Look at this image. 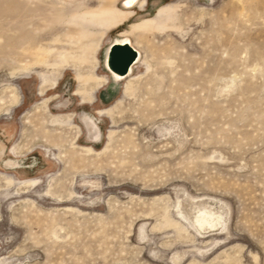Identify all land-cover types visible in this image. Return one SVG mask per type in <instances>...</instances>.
<instances>
[{
    "label": "rangeland",
    "instance_id": "1",
    "mask_svg": "<svg viewBox=\"0 0 264 264\" xmlns=\"http://www.w3.org/2000/svg\"><path fill=\"white\" fill-rule=\"evenodd\" d=\"M0 264H264V0H0Z\"/></svg>",
    "mask_w": 264,
    "mask_h": 264
},
{
    "label": "bare ground",
    "instance_id": "2",
    "mask_svg": "<svg viewBox=\"0 0 264 264\" xmlns=\"http://www.w3.org/2000/svg\"><path fill=\"white\" fill-rule=\"evenodd\" d=\"M135 55H136V57H135ZM133 57L135 58V61L137 59H139V53H138V50L135 48V46L130 44V48L128 49L127 47H125V45L116 44L110 49L109 69L110 70L112 69L113 71H119V72H121L122 70L127 71L129 69L128 64L131 62ZM87 127L89 129L90 134L94 137V139H97L98 137L100 138L101 129L97 123H93V122L89 121Z\"/></svg>",
    "mask_w": 264,
    "mask_h": 264
},
{
    "label": "flooded vegetation",
    "instance_id": "3",
    "mask_svg": "<svg viewBox=\"0 0 264 264\" xmlns=\"http://www.w3.org/2000/svg\"><path fill=\"white\" fill-rule=\"evenodd\" d=\"M125 47H127L129 49L130 48V44L129 43L125 44ZM135 57H136V55H135ZM134 61H135V58L133 57V59L131 60V62L128 64V68L132 65V63H133V65L135 64ZM128 71H129V69L127 71L126 70H123L121 72V75H124L125 73H128Z\"/></svg>",
    "mask_w": 264,
    "mask_h": 264
},
{
    "label": "water",
    "instance_id": "4",
    "mask_svg": "<svg viewBox=\"0 0 264 264\" xmlns=\"http://www.w3.org/2000/svg\"><path fill=\"white\" fill-rule=\"evenodd\" d=\"M122 71H123V70H122ZM122 71H121V72H122ZM125 74H126V73H125Z\"/></svg>",
    "mask_w": 264,
    "mask_h": 264
}]
</instances>
